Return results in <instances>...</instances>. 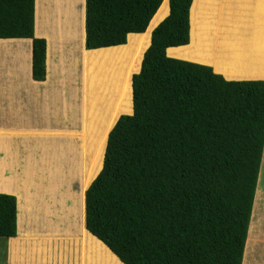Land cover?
<instances>
[{
  "label": "trees",
  "instance_id": "obj_1",
  "mask_svg": "<svg viewBox=\"0 0 264 264\" xmlns=\"http://www.w3.org/2000/svg\"><path fill=\"white\" fill-rule=\"evenodd\" d=\"M192 1L85 0V48L105 49L86 60L85 182L101 170L84 185V226L123 264L243 261L264 152V80L229 81L210 66L261 75L237 69L235 52L263 21L229 34L230 21H246L230 16L215 36V14L204 12L212 5ZM255 7L264 14V0ZM129 34L138 40L126 43ZM0 39H31L32 78L45 80L34 0H0ZM102 135L99 164L97 155L87 164ZM16 206L0 193V238L16 236Z\"/></svg>",
  "mask_w": 264,
  "mask_h": 264
},
{
  "label": "crops",
  "instance_id": "obj_2",
  "mask_svg": "<svg viewBox=\"0 0 264 264\" xmlns=\"http://www.w3.org/2000/svg\"><path fill=\"white\" fill-rule=\"evenodd\" d=\"M203 2L212 5L211 12H204L205 15L215 14V36L220 21L227 22L230 16L238 18L240 15L246 19L243 23L239 19L230 21L240 27H253L255 16L264 22L256 11L255 0ZM167 14L168 6L151 31ZM34 37L44 39L46 43V76L41 82L32 78V40L0 39V193L15 196L17 203V233L13 238H0V264H123L84 226L85 177L84 170L81 177L76 159L84 152L86 60L89 53L105 49L85 48V0H34ZM247 44L242 47L241 43L239 48L242 52H235V58L242 62L241 65H238L240 62L235 63V66L244 70L252 65L261 75L228 77L220 71L228 69L218 67L220 70H216L209 65L211 59L205 63L191 62L210 66L229 81L264 80V52L251 48L252 34ZM214 53L215 41L210 54ZM168 56L186 60L172 54ZM79 85L80 132L72 134L74 130L70 124L76 118L69 116L71 111L67 108L69 101L66 95L75 97L76 102L77 95L72 88ZM70 137H73L71 142L74 144L70 176L77 179L81 191L76 201L74 196L68 194L65 199L59 193L66 182L59 180L54 173L47 171L40 179L34 171L40 158L38 153L55 152L63 146L61 139ZM260 222L261 218L257 221V228ZM254 228L252 222L242 264L256 241L257 235H252Z\"/></svg>",
  "mask_w": 264,
  "mask_h": 264
},
{
  "label": "rangeland",
  "instance_id": "obj_3",
  "mask_svg": "<svg viewBox=\"0 0 264 264\" xmlns=\"http://www.w3.org/2000/svg\"><path fill=\"white\" fill-rule=\"evenodd\" d=\"M258 9H256L257 11ZM259 12V11H258ZM261 14V15H260ZM259 16L264 18V14H262L261 9L260 12L258 13ZM228 29H229V34H233L236 31V24L229 22L228 23ZM241 28H238V31H240ZM152 32V31H151ZM135 37V38H134ZM132 38V40H138L137 36L135 35H129L128 40ZM128 43V41H127ZM150 43V40H149ZM148 43V45H149ZM146 46V48L148 47ZM144 49V51L146 50ZM251 48L253 50L259 51L260 53L264 52V22L263 25L259 28H256L253 35H252V44ZM143 51V53H144ZM142 53V55H143ZM142 60V56H141ZM141 62V61H140ZM140 67V64H139ZM138 67V70H139ZM138 70L134 71L130 75V81H131V76L135 73L138 72ZM75 91L76 96V102H75V97H69L66 95V98L69 101V104L67 105L68 110H70V118L74 119L76 118L73 123L70 125L72 126L71 128L74 130L72 134H76L77 132H80V127L78 126L79 124V96H78V91L80 90V85L76 88H72ZM73 96V95H72ZM92 106H87L85 103L83 110H84V115H87L88 109H90ZM123 114H131L130 112H126ZM122 115V113L116 115L113 119H111V126H109V129L114 125L115 121L117 118ZM71 119H69L71 121ZM72 122V121H71ZM76 126V128L73 127ZM76 131V132H75ZM108 134V131L104 133V135ZM104 135H102V140H99L96 148H92L90 151L85 153V160L87 164H90V160L92 157H95L96 155L98 156V164H99V158H100V146L101 142L103 141ZM73 137H70L69 139L64 138L61 139L63 140V146L62 148L56 150L55 152H44V153H38V164L36 165L37 167L35 168L36 170L32 169L37 173V176L42 179L44 176V173L49 171L50 173H54L57 178L62 181H64L65 185L61 187L59 190V193L64 196L65 199H67V195L69 196H74L76 197L74 201L79 198V195L81 191H79L78 187V181L77 179H73L70 176V173L73 171L72 167V157H73V150H74V144L72 141ZM66 140V141H65ZM61 145V144H59ZM72 155V156H71ZM83 158H84V152L80 153L79 156L76 159V163L80 169V175L81 172L83 174ZM74 163V161H73ZM102 163V162H101ZM82 168V171H81ZM100 168L97 170L93 178L86 183V187L89 185V183L94 179V177L97 175L99 172ZM34 173V172H33ZM82 177V175H81ZM80 177V179H81ZM85 180V178H84ZM41 181V180H40ZM58 182V181H57ZM257 189L255 193V198H254V203H253V209L251 213V220L250 224L253 222L255 225L254 230L252 231V235L255 236L257 235L256 241L253 242V245L250 247V251L248 254H246L245 262L244 264H264V152H263V158L261 162V168L259 172V177H258V182H257ZM79 192V195H78ZM258 199V200H257ZM256 201V203H255ZM67 202V201H66ZM261 218L260 226L257 228V221ZM250 224H249V229H248V235L250 231ZM247 235V238H248ZM247 249V240H246V245H245V251ZM244 251V253H245Z\"/></svg>",
  "mask_w": 264,
  "mask_h": 264
},
{
  "label": "bare ground",
  "instance_id": "obj_4",
  "mask_svg": "<svg viewBox=\"0 0 264 264\" xmlns=\"http://www.w3.org/2000/svg\"><path fill=\"white\" fill-rule=\"evenodd\" d=\"M75 1H76V0H75ZM77 1H78V0H77ZM74 14H76V13H74ZM73 38H74V37H73ZM73 38H72V42H73ZM66 40L69 41V40H71V39H69V40L66 39ZM73 43H74V42H73ZM73 43H72V44H73ZM74 44H75V43H74ZM65 49H67V48H64V50H65ZM62 50H63V49H62ZM62 50H61V51H62ZM67 51H68V50H67ZM75 53H76V52H75ZM54 54H55V52H54ZM73 54H74V53H73ZM76 54H77V53H76ZM70 56H71V55H69V57H70ZM67 59H69V58H67ZM59 64H60V63H59ZM62 69H63V67H62ZM61 71H62V70H61ZM71 71H72V70H71ZM71 71H70V72H71ZM67 72H68V70H67Z\"/></svg>",
  "mask_w": 264,
  "mask_h": 264
},
{
  "label": "water",
  "instance_id": "obj_5",
  "mask_svg": "<svg viewBox=\"0 0 264 264\" xmlns=\"http://www.w3.org/2000/svg\"><path fill=\"white\" fill-rule=\"evenodd\" d=\"M186 61H187V60H186ZM190 62H191V61H190ZM131 78H132V77H131ZM131 89H132V87H131ZM131 114H132V112H131ZM126 115H127V114H126ZM129 115H130V114H129ZM116 121H117V120H116ZM105 146H106V145H105ZM103 157H104V155H103ZM102 163H103V160H102ZM101 167H102V166H101ZM100 170H101V169H100ZM100 170H99V171H100ZM98 173H99V172H98ZM96 176H97V175H96ZM96 176H95V177H96ZM95 177H94V178H95Z\"/></svg>",
  "mask_w": 264,
  "mask_h": 264
}]
</instances>
